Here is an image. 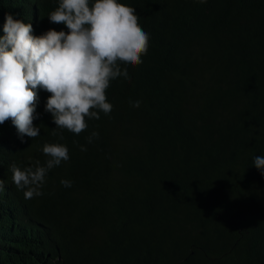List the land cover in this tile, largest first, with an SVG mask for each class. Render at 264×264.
Here are the masks:
<instances>
[{"label": "trees", "instance_id": "16d2710c", "mask_svg": "<svg viewBox=\"0 0 264 264\" xmlns=\"http://www.w3.org/2000/svg\"><path fill=\"white\" fill-rule=\"evenodd\" d=\"M118 2L150 34L147 54L107 89L109 115L79 135L63 131V140L46 125L42 143L64 144L71 157L49 171L42 196L26 199L43 207L36 219L70 234L76 251L66 264H264V175L253 163L264 156V0ZM57 6L0 0V36L6 13L45 25ZM8 133L0 129V149ZM24 155L45 160L38 150ZM11 199L0 195L5 244ZM151 223L161 224L160 237ZM11 261L4 254L0 264Z\"/></svg>", "mask_w": 264, "mask_h": 264}, {"label": "clouds", "instance_id": "9594fccd", "mask_svg": "<svg viewBox=\"0 0 264 264\" xmlns=\"http://www.w3.org/2000/svg\"><path fill=\"white\" fill-rule=\"evenodd\" d=\"M51 23L64 25L67 32L52 29ZM149 42L150 34L140 26L136 9L118 0H58L45 25L39 24L37 15L25 23L5 14L0 36V129L5 127L9 133L0 149V162L6 165L0 169V195L6 191L12 198L5 222L12 237L11 244H5L0 235V260L10 254L9 264H66L75 254L70 234L55 231L47 220L39 222L34 213H44L43 207H33L26 200L42 196L49 171L70 161L66 145L42 143L44 130L48 124L54 128L52 135L63 140V131L79 135L87 130L88 120L100 119V112L109 115L113 107L107 89L117 78L129 79L127 68L143 62ZM140 103L130 101L136 108ZM98 136L92 132L88 143ZM37 150L44 161L24 155ZM86 150L81 146V151ZM253 163L264 175V156H256ZM61 184L71 187L69 180ZM193 197L199 201V194ZM220 208L228 213V203ZM208 209L214 210L211 202ZM162 211L159 206V220ZM175 228L172 224V235ZM147 231L160 237L161 224L151 223Z\"/></svg>", "mask_w": 264, "mask_h": 264}, {"label": "bare ground", "instance_id": "6f19581e", "mask_svg": "<svg viewBox=\"0 0 264 264\" xmlns=\"http://www.w3.org/2000/svg\"><path fill=\"white\" fill-rule=\"evenodd\" d=\"M188 111V110H187Z\"/></svg>", "mask_w": 264, "mask_h": 264}]
</instances>
